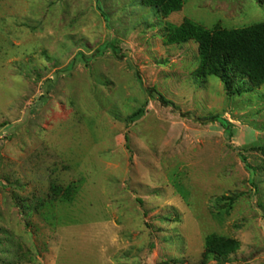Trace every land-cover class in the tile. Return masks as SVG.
<instances>
[{
	"label": "rangeland",
	"instance_id": "1",
	"mask_svg": "<svg viewBox=\"0 0 264 264\" xmlns=\"http://www.w3.org/2000/svg\"><path fill=\"white\" fill-rule=\"evenodd\" d=\"M185 20L249 27L264 2L0 0V264H203L211 234L264 264V85L199 77L198 44L167 42Z\"/></svg>",
	"mask_w": 264,
	"mask_h": 264
},
{
	"label": "trees",
	"instance_id": "2",
	"mask_svg": "<svg viewBox=\"0 0 264 264\" xmlns=\"http://www.w3.org/2000/svg\"><path fill=\"white\" fill-rule=\"evenodd\" d=\"M141 1L149 7H154L162 17L179 12L183 7V0ZM167 40L170 44L196 42L200 57L197 75L203 78H219L229 93H241L246 85L253 88L264 85V22L238 29H223L218 26L209 29L191 20H185L180 26L170 27ZM147 90L151 96L157 95L163 106L180 111L178 106L159 94L156 89ZM145 113L146 108L143 105L128 117V122L139 121ZM206 122H218L225 128L230 125L219 116ZM72 192L73 190H69L67 197H71ZM239 247L240 243L236 239L216 234L208 235L205 240L203 264H208L211 259L225 264Z\"/></svg>",
	"mask_w": 264,
	"mask_h": 264
}]
</instances>
